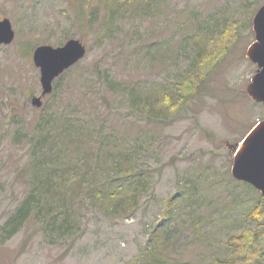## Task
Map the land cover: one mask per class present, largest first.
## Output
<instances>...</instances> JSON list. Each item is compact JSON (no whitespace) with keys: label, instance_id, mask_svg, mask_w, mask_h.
I'll list each match as a JSON object with an SVG mask.
<instances>
[{"label":"rangeland","instance_id":"obj_1","mask_svg":"<svg viewBox=\"0 0 264 264\" xmlns=\"http://www.w3.org/2000/svg\"><path fill=\"white\" fill-rule=\"evenodd\" d=\"M263 5L0 0V20L8 19L15 33L10 45H0V264H139L161 223L163 249L181 264L218 257L226 264H264V201L252 220L258 195L230 184L239 144L264 121V105L247 93L257 65L246 58ZM70 39L80 40L86 55L53 82L36 109L31 99L42 88L32 53ZM196 75L195 92L186 94V80ZM46 105L94 126L96 141L102 134L100 146L89 145L93 169L97 160L102 170L114 168L126 152L115 168L146 171L151 180L130 215L107 216L86 201L73 234L47 228L35 213L6 240L4 223L29 189L31 140ZM174 196L183 202L167 206ZM168 207L173 216L166 224ZM246 228L251 231L242 240ZM243 243L245 250L238 247Z\"/></svg>","mask_w":264,"mask_h":264},{"label":"trees","instance_id":"obj_2","mask_svg":"<svg viewBox=\"0 0 264 264\" xmlns=\"http://www.w3.org/2000/svg\"><path fill=\"white\" fill-rule=\"evenodd\" d=\"M197 76L190 81L186 80V94L195 92ZM142 106L144 110L149 107L145 102H142ZM43 110L30 145L29 189L15 212L5 221L4 239L17 234L35 213L37 218L43 216L42 222L50 223L47 228L64 235L73 234L78 228L80 212L86 201L93 209L107 216L122 217L132 214L145 186L151 180L147 172L141 173L135 169L129 173L118 171L116 168L128 159L129 154L126 152V158L118 155V161L112 163L114 168L102 170L97 160L95 165L98 170L93 169L90 160L94 159V155L88 150L90 143L96 141L94 126L81 122L75 116H67L60 108L49 110L46 105ZM101 135L99 139H103ZM99 139L96 142L100 146ZM232 183L245 192L248 190L249 193L258 195L257 207L249 212V218L257 219V210L264 197L246 183L233 179L230 184ZM185 192L188 201L191 200V194ZM177 201L183 202L181 196L169 199L167 206ZM172 216V210L168 207L163 215V222L167 224ZM163 229L161 223L151 232L149 243L138 258L139 264H181L165 253L163 246L167 243L161 241L164 237ZM250 231L249 228L245 229L241 234L244 235L242 240H246V234ZM244 244H239L238 247L245 250L243 247L247 245ZM208 264L226 262L218 257Z\"/></svg>","mask_w":264,"mask_h":264},{"label":"water","instance_id":"obj_3","mask_svg":"<svg viewBox=\"0 0 264 264\" xmlns=\"http://www.w3.org/2000/svg\"><path fill=\"white\" fill-rule=\"evenodd\" d=\"M253 30L255 41L247 49L246 58L257 65V71L247 87V93L253 102L264 105V5L253 18ZM14 38L10 21L0 20V45H10ZM85 55V45L76 39H70L58 48L48 45L36 47L32 62L40 71L42 93L40 97H32L31 105L40 109L42 99L52 93L53 82ZM231 175L236 181L251 185L264 197V121L258 123L239 144Z\"/></svg>","mask_w":264,"mask_h":264}]
</instances>
